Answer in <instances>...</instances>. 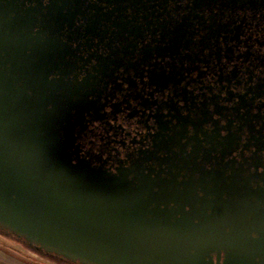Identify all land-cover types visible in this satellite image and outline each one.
<instances>
[{
    "label": "water",
    "instance_id": "obj_1",
    "mask_svg": "<svg viewBox=\"0 0 264 264\" xmlns=\"http://www.w3.org/2000/svg\"><path fill=\"white\" fill-rule=\"evenodd\" d=\"M254 21L264 23V0H0V236L54 264H264V182L252 186L262 179L245 173L247 159L230 181L226 162L218 180L206 172L205 183L180 187L174 162L167 180L109 174L76 144L107 88L121 89L119 69L152 73L151 84L166 89L203 65L222 83L237 75L224 74L226 65L261 46L248 30ZM196 110L212 150L241 141L204 135L207 103ZM253 131L259 138L248 141L261 147ZM190 141L196 155L201 145Z\"/></svg>",
    "mask_w": 264,
    "mask_h": 264
},
{
    "label": "flooded vegetation",
    "instance_id": "obj_2",
    "mask_svg": "<svg viewBox=\"0 0 264 264\" xmlns=\"http://www.w3.org/2000/svg\"><path fill=\"white\" fill-rule=\"evenodd\" d=\"M256 23L254 21L248 30L252 33V42L258 40L261 46L257 43L251 46L252 56L245 63L233 61L226 65L224 74L229 75L233 71L237 75L222 83H218L219 72L214 73L210 67L203 65L190 72L191 80H186L179 87L175 84L166 89L151 84L152 73L134 76L140 71L129 70L124 74V70L119 69L115 77L121 89L111 90L112 86H109L107 92L111 96L102 100L103 108L99 117H85L84 128L76 141L80 158L109 174L125 170L132 176L134 171L139 170L146 174L150 172L152 178L159 175L161 180L170 178V164L174 162L178 167L175 180L180 187L186 179H198V185L205 183L200 175L205 177L206 172H212L210 176L217 179V173L226 162L230 165L224 175L230 181L236 162L247 159L249 166H244L245 173L256 172V178L262 180L251 184L253 187L256 184L261 186L264 182V23L259 28H256ZM149 41L151 38H146L145 42ZM248 47L241 45L239 54H243ZM202 72L205 74L199 78ZM128 77L134 80L135 88H130ZM179 88L185 89L182 91ZM135 90L138 92L134 93ZM203 103H207L210 111L209 123L201 125L204 135L217 131L214 134L221 137H235L238 133L241 137L239 143L212 150L215 143L205 140L195 128L201 118L197 115L201 110L196 108H201ZM106 108L111 111H105ZM174 130L179 136L174 142H169L168 138ZM253 130L261 132V147L248 141L253 134L259 138ZM191 138L198 139L201 145L196 155L191 154L194 144ZM180 147L186 154L184 159L173 155ZM209 150L210 155L205 156ZM185 162L191 164L186 173L185 167L179 170V164ZM251 163L256 165L252 166ZM194 164L198 168L197 173L192 170ZM197 188V194L201 197V188ZM253 234L252 237L256 236Z\"/></svg>",
    "mask_w": 264,
    "mask_h": 264
},
{
    "label": "rangeland",
    "instance_id": "obj_3",
    "mask_svg": "<svg viewBox=\"0 0 264 264\" xmlns=\"http://www.w3.org/2000/svg\"><path fill=\"white\" fill-rule=\"evenodd\" d=\"M0 264H54L0 236Z\"/></svg>",
    "mask_w": 264,
    "mask_h": 264
},
{
    "label": "clouds",
    "instance_id": "obj_4",
    "mask_svg": "<svg viewBox=\"0 0 264 264\" xmlns=\"http://www.w3.org/2000/svg\"><path fill=\"white\" fill-rule=\"evenodd\" d=\"M105 111H109V112H110V111H111V109H110V108H106V109H105ZM253 235H255V234H253Z\"/></svg>",
    "mask_w": 264,
    "mask_h": 264
}]
</instances>
